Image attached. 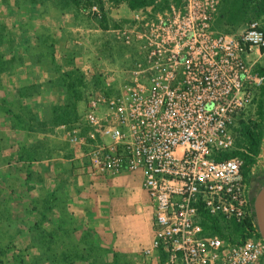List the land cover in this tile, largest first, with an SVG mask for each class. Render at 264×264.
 Segmentation results:
<instances>
[{"label":"built area","instance_id":"built-area-1","mask_svg":"<svg viewBox=\"0 0 264 264\" xmlns=\"http://www.w3.org/2000/svg\"><path fill=\"white\" fill-rule=\"evenodd\" d=\"M214 0L139 7L108 31L125 57L99 75L68 140L97 175L136 173L151 212L145 255L157 264H264L243 156L231 128L264 83V14L239 34L213 24ZM102 19L96 3L86 11ZM213 223H216L217 227ZM246 225L240 239L229 231Z\"/></svg>","mask_w":264,"mask_h":264},{"label":"rangeland","instance_id":"rangeland-1","mask_svg":"<svg viewBox=\"0 0 264 264\" xmlns=\"http://www.w3.org/2000/svg\"><path fill=\"white\" fill-rule=\"evenodd\" d=\"M129 1L0 0V264H157L143 253L151 224L140 176L92 173L67 137L99 75L121 72L125 55L107 25L178 0ZM212 14L215 28L239 34L264 0H214ZM249 63L264 73V49ZM231 133L254 198L264 183V83Z\"/></svg>","mask_w":264,"mask_h":264},{"label":"water","instance_id":"water-1","mask_svg":"<svg viewBox=\"0 0 264 264\" xmlns=\"http://www.w3.org/2000/svg\"><path fill=\"white\" fill-rule=\"evenodd\" d=\"M253 209L258 232L264 240V183L253 198Z\"/></svg>","mask_w":264,"mask_h":264},{"label":"trees","instance_id":"trees-1","mask_svg":"<svg viewBox=\"0 0 264 264\" xmlns=\"http://www.w3.org/2000/svg\"><path fill=\"white\" fill-rule=\"evenodd\" d=\"M151 0H131L129 1V5L131 8H135V7H139L142 6L144 4H146L147 2H149ZM246 136L249 140H253V137L251 136V134L249 132H246ZM236 154V151H231V152H225L223 153L222 157H229L231 155ZM246 174V172H245ZM215 227H217L216 223H213ZM236 225H242V224H236Z\"/></svg>","mask_w":264,"mask_h":264},{"label":"crops","instance_id":"crops-1","mask_svg":"<svg viewBox=\"0 0 264 264\" xmlns=\"http://www.w3.org/2000/svg\"><path fill=\"white\" fill-rule=\"evenodd\" d=\"M133 174H136V173H133ZM73 175V174H72ZM136 175H138V174H136ZM78 183H80V180L78 179ZM59 188H61V186L59 187ZM140 190L142 191V197H143V203H146V208H147V210L149 211V213H150V224H151V212H150V205H149V201H148V197H147V195H146V193H145V191H144V189L142 188V185H141V183H140ZM140 209V208H139ZM149 232V231H148ZM150 232H151V225H150ZM152 233V232H151ZM150 233V235H149V239L151 238V236H152V234Z\"/></svg>","mask_w":264,"mask_h":264},{"label":"flooded vegetation","instance_id":"flooded-vegetation-1","mask_svg":"<svg viewBox=\"0 0 264 264\" xmlns=\"http://www.w3.org/2000/svg\"><path fill=\"white\" fill-rule=\"evenodd\" d=\"M250 186V185H249ZM250 192H251V195H253L254 193H253V188H251V186H250Z\"/></svg>","mask_w":264,"mask_h":264}]
</instances>
